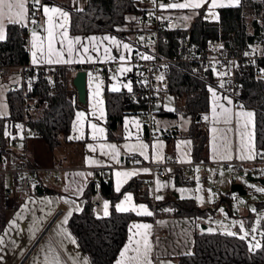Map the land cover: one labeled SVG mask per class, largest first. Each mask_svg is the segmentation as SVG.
Segmentation results:
<instances>
[{"label": "crops", "instance_id": "crops-1", "mask_svg": "<svg viewBox=\"0 0 264 264\" xmlns=\"http://www.w3.org/2000/svg\"><path fill=\"white\" fill-rule=\"evenodd\" d=\"M42 6L49 8L58 7L68 14L67 19L54 18L56 24V38L54 48L59 50L60 33L65 31L69 39L81 38V44L75 45L73 54L69 57L65 51L62 57L52 56V60H71L70 63H48L47 62V17L44 15L43 8L39 10V28L30 26L29 3L26 0V16L18 24L28 27L27 46L29 51V64L35 68H50L57 66H99L106 65L101 71L87 72L86 78V101L82 107L74 111L71 121L70 131L66 140L62 141L56 148L51 150L40 136H30L27 139V148L32 164L40 167L56 166L60 170L56 174L61 178L58 183L53 179L43 178L41 192L32 193L27 196H20L16 208L7 214V222L0 233V264H91L87 255L82 251L74 236L70 233L67 221L74 213L82 210L84 199L83 193L90 182L95 181L99 171L109 170V183L115 191L119 184V191L135 179L136 183L132 189L123 192L113 204L105 199L99 191L94 193L91 200L94 202V213L97 217L108 216L112 207L116 210V205L131 207V205H144L153 215L148 216L138 214L142 210L137 207L136 211H127L136 217L131 219L127 227V237L121 247L119 254L113 264L124 259V264H133L127 257L135 256L137 253L132 249L137 246L131 245L127 257L122 258L120 253L126 244H129V237L133 233H143L145 229H132L133 224H148V242L150 252L148 259L151 264H176V257L180 254H188L193 250L195 233L201 231V225L207 226L205 220L209 218L200 217L186 212L188 208H212L218 199L226 197L230 200L232 193L227 190L223 193L225 180L219 178V173L224 168V163L231 159H237L244 163L245 173L256 167L253 160L257 157L255 144V114L251 108L243 107L223 86V77L218 71H214L215 79L208 85V108L203 111L197 122L194 133L188 132L192 126V117L184 111L182 99L175 98L167 91V86L163 81L155 84L157 89V99L153 105L154 124L147 125L137 119V113H127L122 118V125L119 133L120 138H109L106 127L107 110L105 106V90L113 91V87L119 91H128L124 85L134 88L133 66L131 58L136 43L134 29L138 24L139 14L128 13L125 22L117 26V30L122 31V35L114 33H77L70 32V12L69 8L82 9L86 0H40ZM185 0H175L171 3H183ZM235 0H217L218 4L226 6H237ZM163 7L166 15L173 18V26L188 29L193 20L202 15L208 21H219L220 14L217 7L212 11L215 16L209 15V3H205L199 9H180L168 8V4ZM51 14V13H50ZM187 17V19H185ZM3 30L0 34L5 38L6 28L9 22L7 13L2 18ZM63 23L64 29L58 25ZM35 31L43 40L45 57L40 60L38 53L37 64L32 63L33 36ZM132 33L133 40H127V33ZM97 37L96 41H89V37ZM104 36L114 37L118 42L114 44L111 39L103 40ZM3 38V39H4ZM129 41H132L131 44ZM37 47L40 40H37ZM129 45L124 48L123 45ZM93 45L97 50H93ZM83 46H87L89 51L84 53ZM64 48L67 47L65 41ZM147 50H152V46L147 43L144 45ZM109 51H105V49ZM124 59L121 60L120 57ZM91 57V59H89ZM108 57H112L109 59ZM111 64L112 66H109ZM123 68L125 71H120ZM22 84V76L18 68L14 67L0 81V117L8 118L10 115L7 102V92L11 88L19 87ZM209 88L216 93L214 97ZM226 98V99H225ZM231 103H228V101ZM223 108L230 109V120L225 122ZM215 109V111H214ZM173 112L174 115H169ZM253 113L251 118L238 116V113ZM77 113L84 115L77 118ZM204 117H207L205 119ZM127 127H126V123ZM204 122V128L200 129L198 123ZM12 124L14 133L20 132L23 121L7 122ZM96 128L93 129L92 125ZM138 124V126H137ZM247 125V127H245ZM19 126V127H18ZM100 129H103L101 132ZM175 131L182 134L166 138L164 132ZM204 134L201 142L197 133ZM117 133V132H116ZM8 131L4 130V135L8 138ZM243 134V135H242ZM69 137H74L69 139ZM79 137V138H76ZM95 137V138H94ZM251 139L254 146V158L248 159V141ZM242 141L243 145L242 146ZM89 145L95 149L89 148ZM115 145L113 149L107 147ZM103 146V147H102ZM143 153V154H141ZM230 155L231 159L223 158ZM115 156V159H113ZM241 156L245 158L241 159ZM167 159H174L175 163L168 166L167 176L159 178L154 185V203L149 197L150 188L147 185L150 179L149 165L162 164ZM203 163V164H202ZM191 166L190 172L186 167ZM144 169H148L147 172ZM210 171L216 174L214 183L218 189L210 188ZM117 172H135V175L124 177L117 176ZM83 174V175H79ZM209 187V188H208ZM47 189V190H45ZM131 194L132 201L129 203L125 196ZM146 194L147 198L146 199ZM160 196L162 199H157ZM149 200V201H148ZM108 202V215H104V204ZM174 202H180L185 209L174 208ZM225 206L230 214L232 211L230 203L224 201L220 206ZM220 206L218 208H220ZM182 208V207H181ZM218 208L216 210H218ZM215 210V211H216ZM227 210V211H228ZM214 211V212H215ZM121 212V211H118ZM71 213V215H68ZM19 214V215H17ZM15 221V223H11ZM134 240H142L141 236H134ZM74 241V242H73ZM141 253L143 244L140 245Z\"/></svg>", "mask_w": 264, "mask_h": 264}, {"label": "trees", "instance_id": "trees-1", "mask_svg": "<svg viewBox=\"0 0 264 264\" xmlns=\"http://www.w3.org/2000/svg\"><path fill=\"white\" fill-rule=\"evenodd\" d=\"M32 7L34 15L38 17L41 7L35 6L34 2ZM68 9L70 32L73 34L122 35V31L116 27L125 22L126 15L136 13L143 19L154 11V3H140L138 0H86L84 8ZM219 14L217 22L205 20L199 15L188 29L169 26L165 29L168 41L160 43V52L165 56L177 54L180 50L178 39L181 35L188 38V51L192 46L204 48L207 41L218 39L223 44V51L228 55L247 53L258 38H262L264 43V0H241L237 6L221 7ZM27 35L28 27L24 25H7L6 36L0 40V66L29 63ZM50 69L55 77L52 80L46 78L44 67L37 68L31 73L32 83L26 86V89L15 87L7 92L10 115L8 118L0 117L1 152L10 149L9 139L4 135L7 122L26 120L28 126L36 127V135L40 136L51 150L66 140L74 111L84 104L78 101L72 84L75 72L64 66ZM258 69H264V59H259L255 66L242 65L236 70L240 86L235 99L243 107L254 111L255 144L257 151L261 153L264 152V73L257 72ZM214 71L216 70L209 71L207 77H201L200 70L189 62L172 63L162 68V75L168 78L167 91L175 98L183 100L184 111L192 117L189 135L197 128L200 114L208 108L207 88L212 79H215ZM137 91L135 86L131 92L105 90L106 127L109 138H120L118 131L120 132L123 116L127 113H139L145 105L144 96L135 95ZM32 97H37L38 102L35 111L30 113L25 108V102ZM168 114L174 115L173 112ZM163 134L168 138L182 133L167 131ZM196 135L201 142L205 138L201 132ZM96 175L95 181L90 182L83 193L82 210L70 216L67 227L91 264H113L126 240L128 223L136 216L129 212H118L112 207L108 216L97 217L91 197L99 191L113 204L123 192L132 189L136 181L134 179L120 191H115L108 182L109 170H104V173L99 171ZM7 182V177L0 175V233L7 222V210L3 203ZM224 201L221 198L214 202L212 208L200 209L194 206L186 212L207 217ZM173 207L185 209L180 202H174ZM240 237L236 234L201 229L195 233L192 252L178 255L176 264H264V234L260 247L251 250L247 240Z\"/></svg>", "mask_w": 264, "mask_h": 264}, {"label": "built area", "instance_id": "built-area-1", "mask_svg": "<svg viewBox=\"0 0 264 264\" xmlns=\"http://www.w3.org/2000/svg\"><path fill=\"white\" fill-rule=\"evenodd\" d=\"M140 3L152 1L154 3V11L139 18L138 24L134 29V38L136 40L131 64L133 66L134 86L137 88L136 96L143 95L145 98V105L137 113V119L141 123L147 125L154 124L153 105L157 99V89L155 84L160 80L165 86L168 85V78L162 75V68L165 65L177 62H189L200 70L201 77H207L209 71L216 70L223 77V88L234 99L236 92L240 86L239 80L236 78V70L242 65L255 66L259 59H264V43L262 38H258L253 42L249 48L247 55H228L223 51V44L220 40H209L204 48L192 46L190 51L187 50L188 38L181 35L178 39L179 51L177 54L165 56L160 52V43L167 42L168 38L165 34V29L173 24V18L166 15L163 7L166 3L174 2L175 0H138ZM34 0H28L29 3V17L30 26L32 28H39L40 20L33 13ZM145 15V14H144ZM35 21L33 23L32 21ZM143 38V39H141ZM149 43L152 50H147L144 47ZM189 46V45H188ZM142 56H151L152 59H142ZM109 66H112L109 64ZM18 68L22 76V84L19 87L26 89V86L32 83L31 73L35 68L29 63L18 66H0V79L6 76L11 69ZM106 65L99 66H70L72 72L80 69L86 72L101 71ZM46 69V78L52 80L53 72L49 66ZM257 72L264 73V69H258ZM162 77V79H158ZM38 102L37 97H32L25 102V108L28 112L35 111V105ZM204 122L200 121L198 127L204 128ZM8 139L10 142V149L6 152H1L2 146L0 144V175L7 177L8 182L3 193V203L6 210H14L18 203L20 196H27L35 193L38 186H42L43 178L53 179L60 183L61 178L56 174L60 169L56 166L40 167L32 164L27 148V139L30 136L37 134L36 127L27 125L26 120L23 121V127L20 132L14 133L12 124H7ZM175 163L174 159H167L162 164L149 165L150 179L147 185L151 189L149 197L154 203V185L159 178L167 176L168 166ZM255 165L264 163V152H261L253 160ZM203 164V163H202ZM224 166L230 169L234 174L245 173V165L242 161L231 159L224 163ZM191 166L186 167V171L190 172ZM97 185V182H95Z\"/></svg>", "mask_w": 264, "mask_h": 264}, {"label": "snow or ice", "instance_id": "snow-or-ice-1", "mask_svg": "<svg viewBox=\"0 0 264 264\" xmlns=\"http://www.w3.org/2000/svg\"><path fill=\"white\" fill-rule=\"evenodd\" d=\"M235 2L238 4L239 0H235ZM35 6L37 7H42L43 8V12L44 15L47 17V23H48V28H47V41H48V47H47V62L48 63H70L71 60H61V59H56L55 61L52 60V56L56 55L57 57H62L63 53L66 51L69 55V57L72 56L73 54V50L75 45H80L81 44V38L80 37H75L74 40L73 39H69L67 36V32L66 30L61 32V40L59 41L60 44L62 45V47L57 50L54 48V42H55V38H56V24H54V18H61L66 20L68 14L66 12H64L62 9L58 8V7H52L49 8L47 6H42L40 4V0H34ZM205 3H209V0H185V2L183 3H171L168 4L166 7L168 8H180V9H199L201 8ZM223 4H218L217 0H210L209 3V15L210 16H215V13L212 11L213 9L217 8V7H223ZM161 7H165V5H161ZM5 11L7 13V18L9 20V22L11 23H18L20 21H22L25 16H26V0H0V32H2L3 30V23H2V18L5 15ZM51 13V14H50ZM185 19H187V17H185ZM33 23H35V21H32ZM61 29L65 28V25L63 23H60L58 25ZM33 36V48L35 49L32 52V63L33 64H37L38 62V53L40 56V60H43V58L45 57V50L43 48V40L38 37L37 33L35 31H33L32 33ZM4 37L2 34H0V40H2ZM98 38L97 37H89L88 40L89 41H96ZM103 40H109L111 39L112 42L114 44L118 45V42L115 40L114 37H108V36H104L102 38ZM143 39V38H141ZM37 40H40V46L37 47ZM65 41H67V47L64 48L63 45L65 43ZM124 48H129V45L124 44L123 45ZM93 50H97L96 46L93 45ZM83 51L84 53H88L89 49L87 46H83ZM105 51H109L107 48L105 49ZM245 55H247V53H245ZM109 59H112V57H108ZM142 59H152L151 56H142ZM89 59H91V57H89ZM121 60L124 59L123 56L120 57ZM120 71H125V69L121 68ZM220 75H224L223 73H221ZM158 79H162V77H158ZM223 86V85H221ZM124 87H126L128 89L129 92H131V86L130 85H124ZM113 91H119L118 88L113 87L112 89ZM209 91L212 92L213 96H216V93L213 89L209 88ZM226 99V98H225ZM228 103H231V101L229 100ZM215 111V109H214ZM223 114L225 115V122H229L230 120V109L227 108H223ZM84 114L83 113H77V118L79 119L80 117H82ZM238 116H247L249 118H251L253 116V113L251 112H247V113H238ZM205 119H207V117H204ZM126 123V127H127V121ZM138 126V124H137ZM19 127V126H18ZM245 127H247V125H245ZM92 128L95 129L96 125L93 124ZM100 131L102 132L103 129H100ZM243 135V134H242ZM74 137H69V139H73ZM79 138V137H76ZM95 138V137H94ZM242 146L243 145V141H242ZM103 147V146H102ZM107 147L113 149V151L115 152L116 150V146L115 145H108ZM247 147L249 148V155L247 156L248 159H252L254 158L255 152H254V146L252 145L251 139H249ZM89 148H92L91 145H89ZM93 151H95L94 148H92ZM143 154V153H141ZM223 158L225 159H231L230 155H225ZM245 158L244 156H241V159ZM113 159H115V156H113ZM145 172L148 171V169H144ZM135 172H117L116 175L117 176H124V177H128V176H132L135 175ZM79 175H83V174H79ZM119 184L117 185V191H119ZM259 191H264V189H258ZM157 199H162V197L157 196ZM125 200L128 201L129 203L132 201V197L131 194H128L125 196ZM137 207L139 209H141V212H138V214H144V215H148L151 216L153 215L152 212L148 211L146 206L144 205H131V207H123L122 205L118 204L116 205V208L118 211L121 212H127V211H136ZM108 202L106 201L104 204V215H108ZM19 215V214H17ZM68 215H71V213H69ZM67 222V217H65L64 223ZM11 223H15V221H12ZM151 228V225L148 224H133L132 227L130 228V231H132V229H145L146 231H144L143 233L140 232H135L133 233V236L129 237V244H126L124 249L121 251L120 255L122 258L127 257V253L129 252L131 245L133 243L136 244V248L132 249L133 251H135L137 253V255L135 256H131V257H127V259L130 262H133V264H151V261L148 259V253L150 252V244L148 242V229ZM241 228L243 229V224L241 223ZM208 231H212V229H208ZM253 231H255V229H253ZM231 235H235V233H229ZM248 235L247 232H245L244 236H241V239H244L246 236ZM134 236H141L142 240H134L133 237ZM0 242H2V238H0ZM74 242V241H73ZM141 243L143 244V252L141 253V248L140 245ZM252 245L250 244V250H251ZM256 248L260 247L259 242H257L255 244ZM56 264H58V261L56 262ZM117 264H124V259L120 260L117 262Z\"/></svg>", "mask_w": 264, "mask_h": 264}, {"label": "rangeland", "instance_id": "rangeland-1", "mask_svg": "<svg viewBox=\"0 0 264 264\" xmlns=\"http://www.w3.org/2000/svg\"><path fill=\"white\" fill-rule=\"evenodd\" d=\"M127 40H133L132 33H127ZM133 44L132 41H129ZM219 178L225 180V187L223 193L227 190H231V185L234 182H239L244 186L246 193L238 194L232 193L230 200V210L232 214L228 213L225 206H220L218 210L211 213V216L205 220L207 226L204 230L212 229L210 232H223V233H235L239 236H244L245 232L248 235L245 237L251 248H256L255 244L261 242L262 235L264 234V191L258 189H264V184L258 181H250L247 174L252 177H264V163L256 165L250 169L249 173L234 174L230 171L221 168ZM211 177L210 188L212 190L218 189V185L214 183L216 174L210 171ZM209 188V187H208ZM13 210H7V214ZM243 224V229L241 228ZM255 229V231H253Z\"/></svg>", "mask_w": 264, "mask_h": 264}, {"label": "water", "instance_id": "water-1", "mask_svg": "<svg viewBox=\"0 0 264 264\" xmlns=\"http://www.w3.org/2000/svg\"><path fill=\"white\" fill-rule=\"evenodd\" d=\"M86 78H87V72L85 70H78L75 72L73 79H72V84L77 92V99L80 103H85L86 101ZM244 174V173H240ZM247 177L250 181H258L264 184V177H252L250 174H247ZM42 189L40 186L37 187V192H41ZM231 193H238V194H244L246 193V190L244 189V186L239 183V182H234L231 185ZM228 204L230 203V200L227 199L226 197L223 198ZM227 210V208H226ZM201 228L204 229L206 228V225L202 224Z\"/></svg>", "mask_w": 264, "mask_h": 264}, {"label": "bare ground", "instance_id": "bare-ground-1", "mask_svg": "<svg viewBox=\"0 0 264 264\" xmlns=\"http://www.w3.org/2000/svg\"><path fill=\"white\" fill-rule=\"evenodd\" d=\"M55 78V77H54Z\"/></svg>", "mask_w": 264, "mask_h": 264}]
</instances>
